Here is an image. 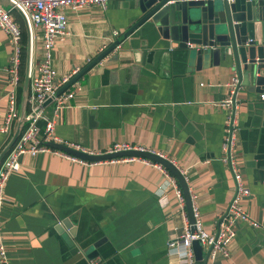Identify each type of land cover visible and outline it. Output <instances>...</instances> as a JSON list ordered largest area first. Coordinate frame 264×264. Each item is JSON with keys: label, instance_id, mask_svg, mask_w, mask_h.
Returning a JSON list of instances; mask_svg holds the SVG:
<instances>
[{"label": "crops", "instance_id": "1", "mask_svg": "<svg viewBox=\"0 0 264 264\" xmlns=\"http://www.w3.org/2000/svg\"><path fill=\"white\" fill-rule=\"evenodd\" d=\"M133 6L134 0H108L105 7L61 8L67 23L66 35L51 50L55 81L74 68L79 71L125 31L138 16ZM0 8H7L5 0H0ZM11 18L20 32V79L14 90L17 115L9 131L0 132V152L31 110L29 76L35 73L41 50L38 28L31 27L28 49L22 19L15 11ZM12 55L13 45L0 30V126ZM233 73L222 63L187 70L181 52L168 41H160L155 33L133 32L67 87L79 88L58 111L53 133L89 151L126 143L169 159L184 178L201 228L210 232L233 189L230 171L218 159L224 110L217 103ZM260 93L237 90L234 148L249 191L240 205L260 227L237 223L228 256L206 258L205 264H264ZM51 110L50 102L43 104V115L49 117ZM0 195V233L8 264H184L167 246L183 229L179 203L161 172L140 160L84 164L46 152L20 155L18 169L5 176ZM183 209L186 214L185 205ZM94 244L96 256L90 261L72 253V247L89 253ZM205 254L201 247L200 263Z\"/></svg>", "mask_w": 264, "mask_h": 264}, {"label": "built area", "instance_id": "2", "mask_svg": "<svg viewBox=\"0 0 264 264\" xmlns=\"http://www.w3.org/2000/svg\"><path fill=\"white\" fill-rule=\"evenodd\" d=\"M8 4L7 9L0 8V30L8 37L13 45V55L10 59L11 67L9 68V88L5 90V107L6 113L0 126V132L6 133L10 129L11 123L16 118L15 106V87L18 83L17 66L19 54V37L20 32L11 18V12L15 11L23 21L28 33V49L31 42V27L38 28L40 32V59L37 63L35 73L29 76L30 79V100L32 107L29 113L25 114L22 120L21 129L12 146L7 150L4 159L0 164V186L10 172L18 169V157L20 155L33 156L39 152L50 153L61 159L70 162L90 164L81 160L61 149L50 147L47 143L60 144L76 151L87 154H103L112 153L122 150L135 149L144 150L141 147L128 145L126 143H114L105 151L95 152L89 151L77 144L68 143L61 140L53 133L54 118L58 111L67 104V100L72 97L74 90L78 86H74L72 90H63L59 94H55L72 75L77 72V68L72 69L69 73L62 75L55 81L56 72L51 65V50L57 41L63 40L66 35V16L61 8L76 10L86 5H99L105 7L108 0H5ZM116 36V33H114ZM73 84V83H72ZM202 85V84H201ZM210 86V84H208ZM226 93L217 103L224 110V126L223 136L220 145L219 160L230 171L232 179V195L223 214L215 221V227L212 231L206 232L201 228L196 208L191 204L192 216L194 218V230H190V224L186 218L183 209L184 200L181 190L175 178L160 164L139 157H117L108 159V161L116 160H140L159 170L172 187L174 195L179 203L181 213L184 219L183 229L181 233L172 237L167 246L169 249L174 248L179 261L184 264H196L191 247L192 240H198L200 247H204L207 253V260L213 261L216 256L227 257L228 247L235 234L237 223H245L250 227L258 229L260 225L251 219L248 213L240 205V200L249 194L247 187L244 186L240 172L237 168L235 160V142L238 130L237 126V101L235 95L238 90V80L235 73L232 74L230 80L224 84ZM260 99H264V93H260ZM48 100L52 104L51 115L49 117L42 114V106ZM42 121L43 126L39 127L38 122ZM107 160V159H106ZM2 198L0 195V209ZM0 264H8L5 245L0 233Z\"/></svg>", "mask_w": 264, "mask_h": 264}, {"label": "water", "instance_id": "3", "mask_svg": "<svg viewBox=\"0 0 264 264\" xmlns=\"http://www.w3.org/2000/svg\"><path fill=\"white\" fill-rule=\"evenodd\" d=\"M133 7L138 13L135 21L72 75L55 94L65 90L133 32H142V35L155 33L160 41H168L174 49L181 52L183 65L187 70H199L205 63L209 66L222 63L235 72L238 89L264 93V0H134ZM47 102L48 100L44 104ZM18 122L20 124L21 120ZM17 134L18 127L0 152V160ZM47 145L90 162L117 157H139L160 164L175 178L183 196L190 230H194L187 186L183 176L169 159L146 149L92 155L60 144ZM191 247L196 264H205L207 253L200 263L202 257L198 240H192ZM95 248L94 244L91 252L81 254L77 247H72V253L80 254L83 259L90 261L96 256Z\"/></svg>", "mask_w": 264, "mask_h": 264}, {"label": "trees", "instance_id": "4", "mask_svg": "<svg viewBox=\"0 0 264 264\" xmlns=\"http://www.w3.org/2000/svg\"><path fill=\"white\" fill-rule=\"evenodd\" d=\"M19 71H20V66H18V74L20 73ZM19 79H20V74H19L18 81H19Z\"/></svg>", "mask_w": 264, "mask_h": 264}, {"label": "rangeland", "instance_id": "5", "mask_svg": "<svg viewBox=\"0 0 264 264\" xmlns=\"http://www.w3.org/2000/svg\"><path fill=\"white\" fill-rule=\"evenodd\" d=\"M7 8H8V4H7ZM7 8H5V9H7Z\"/></svg>", "mask_w": 264, "mask_h": 264}]
</instances>
